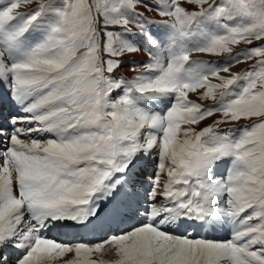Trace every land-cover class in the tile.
Listing matches in <instances>:
<instances>
[{
    "label": "snow or ice",
    "instance_id": "obj_1",
    "mask_svg": "<svg viewBox=\"0 0 264 264\" xmlns=\"http://www.w3.org/2000/svg\"><path fill=\"white\" fill-rule=\"evenodd\" d=\"M0 264H264V0H0Z\"/></svg>",
    "mask_w": 264,
    "mask_h": 264
},
{
    "label": "rangeland",
    "instance_id": "obj_2",
    "mask_svg": "<svg viewBox=\"0 0 264 264\" xmlns=\"http://www.w3.org/2000/svg\"><path fill=\"white\" fill-rule=\"evenodd\" d=\"M204 58H205V59H214V58H212V57H207V58H206V56H205ZM243 67H245L244 64L239 65V68H243ZM233 70H236V68H234ZM237 70H238V69H237ZM123 71L127 73V69H126V68L123 69ZM210 122H211V120L207 121V123H210Z\"/></svg>",
    "mask_w": 264,
    "mask_h": 264
},
{
    "label": "bare ground",
    "instance_id": "obj_3",
    "mask_svg": "<svg viewBox=\"0 0 264 264\" xmlns=\"http://www.w3.org/2000/svg\"><path fill=\"white\" fill-rule=\"evenodd\" d=\"M206 58H207V56H206ZM127 69V68H126ZM237 70V69H236ZM122 71H123V69H122ZM235 71V70H234ZM193 98H195V97H193Z\"/></svg>",
    "mask_w": 264,
    "mask_h": 264
}]
</instances>
